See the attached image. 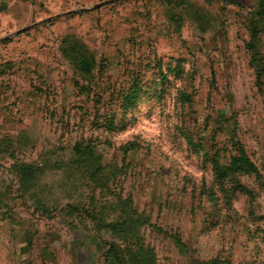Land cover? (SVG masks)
<instances>
[{
    "label": "rangeland",
    "instance_id": "rangeland-1",
    "mask_svg": "<svg viewBox=\"0 0 264 264\" xmlns=\"http://www.w3.org/2000/svg\"><path fill=\"white\" fill-rule=\"evenodd\" d=\"M105 1L0 0V264H264V0Z\"/></svg>",
    "mask_w": 264,
    "mask_h": 264
},
{
    "label": "trees",
    "instance_id": "trees-1",
    "mask_svg": "<svg viewBox=\"0 0 264 264\" xmlns=\"http://www.w3.org/2000/svg\"><path fill=\"white\" fill-rule=\"evenodd\" d=\"M255 18L257 20L256 23H252V30H251L252 42L257 41V35L259 31H261V27L263 26L262 23L264 20V16L262 15L261 17H259L258 15H256ZM61 53L62 56L66 60H68L70 65L74 68L73 70L79 78H86L90 76L92 77V73H93L92 71L95 68L96 63L91 53L88 51L86 46L80 40L75 39L73 37H66L63 41ZM131 95H126L125 97L123 96L119 97L121 108L132 100V98L130 97L134 98L136 94L133 92ZM71 153L78 162H84L86 159L89 160L99 155L98 152L96 151V148L92 144L84 145L81 142H78L73 146ZM239 162L244 166V168H247L248 170L252 166L248 158L244 154H242V159H240ZM93 167L94 166H92V168ZM92 168L90 170H93L95 167L93 169ZM11 169L13 174L16 175L19 178V180L22 182V187L25 190H28V187L25 183H27L28 180H32L40 172L39 167L27 163H15L12 165ZM222 177L223 176L220 175V178Z\"/></svg>",
    "mask_w": 264,
    "mask_h": 264
},
{
    "label": "water",
    "instance_id": "water-1",
    "mask_svg": "<svg viewBox=\"0 0 264 264\" xmlns=\"http://www.w3.org/2000/svg\"><path fill=\"white\" fill-rule=\"evenodd\" d=\"M116 1H118V0H108V1H105V2H102V3H100V4L95 5L92 9H98V8H101V7H104V6H107V5L113 4V3L116 2ZM88 10H91V8L84 9V11H88ZM66 14H67V13H66ZM60 16H63V15H60ZM57 17H59V16H57ZM54 18H56V17H54ZM54 18H51V19H48V20H52V19H54ZM28 28H29V27H28ZM28 28L23 29L22 31H25V30H27ZM20 32H21V31H20Z\"/></svg>",
    "mask_w": 264,
    "mask_h": 264
}]
</instances>
